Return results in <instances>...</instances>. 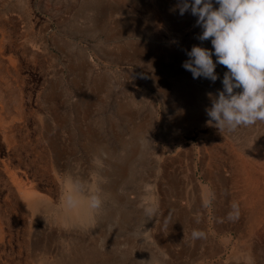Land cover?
<instances>
[{
    "label": "rangeland",
    "instance_id": "1",
    "mask_svg": "<svg viewBox=\"0 0 264 264\" xmlns=\"http://www.w3.org/2000/svg\"><path fill=\"white\" fill-rule=\"evenodd\" d=\"M122 2L123 16L98 0H0V17L20 16L0 22V264H59L76 240L119 264H217L239 229H258L240 234L246 251L264 242V122L232 133L207 124L227 69L217 65L213 83L182 67L194 44L212 47L196 17L174 11L178 0ZM70 171L88 192L111 193V220L60 210ZM25 195L52 208L33 212ZM93 231L110 235L106 246Z\"/></svg>",
    "mask_w": 264,
    "mask_h": 264
},
{
    "label": "clouds",
    "instance_id": "2",
    "mask_svg": "<svg viewBox=\"0 0 264 264\" xmlns=\"http://www.w3.org/2000/svg\"><path fill=\"white\" fill-rule=\"evenodd\" d=\"M189 12L201 29L200 41L210 39L211 48L194 44L186 50L182 63L192 77L216 82L217 65L226 66L222 89L208 93L211 106L206 108L207 124L220 132H235L264 122V0H178L174 11ZM215 56V60L213 57ZM103 197L88 192L75 176L66 177L60 210L73 216L95 214L102 209ZM235 208V205L233 206ZM193 240L205 238L203 230L191 232ZM254 264V259H249Z\"/></svg>",
    "mask_w": 264,
    "mask_h": 264
},
{
    "label": "bare ground",
    "instance_id": "3",
    "mask_svg": "<svg viewBox=\"0 0 264 264\" xmlns=\"http://www.w3.org/2000/svg\"><path fill=\"white\" fill-rule=\"evenodd\" d=\"M101 47V46H100ZM183 74V73H182ZM187 87V86H186ZM166 89V88H165ZM185 92V90H184ZM185 97H191L192 96V91L191 92H188L186 91V93L184 94ZM193 99V97H192ZM191 100V99H190ZM194 101V100H193ZM196 102V101H195ZM191 103V102H190ZM205 111V110H203ZM203 113L202 110L198 111V112H195L194 114H191L189 115L191 117V120H195V119H199L201 116H203L204 114H201ZM183 117L181 115H179V118L182 119V118H186L187 115L186 113H182ZM173 120V119H172ZM205 121V120H204ZM173 122V121H172ZM177 122V121H176ZM57 145V144H56ZM108 148V147H107ZM133 149V148H132ZM136 151V149H134ZM136 154V153H135ZM53 156V155H52ZM104 157V156H103ZM102 159V158H101ZM169 159V158H168ZM126 161V160H125ZM130 161V160H129ZM59 165V164H58ZM74 168V167H73ZM52 169V168H51ZM60 169V168H59ZM66 169V168H65ZM51 172V171H50ZM55 172V170H54ZM58 172V171H57ZM61 172V171H59ZM65 172V171H64ZM148 173V172H147ZM63 174V173H62ZM69 175H72L74 176V173L70 171ZM68 175V176H69ZM67 176V177H68ZM55 177V176H53ZM65 178V177H64ZM120 179V178H119ZM167 182V181H166ZM172 182V181H171ZM112 183V182H111ZM168 183V182H167ZM160 185V184H159ZM172 185V184H171ZM112 186V185H111ZM164 186V185H163ZM29 188V187H27ZM112 188V187H111ZM104 190H110L109 187H103ZM195 189V188H194ZM166 190V189H165ZM114 191V190H113ZM117 191V190H116ZM169 191V190H168ZM180 191V190H179ZM170 192V191H169ZM206 192H207V188L206 187H201V199H206L207 198V195H206ZM184 193V192H183ZM111 193H101L102 197H109L111 201H114V199H112V195L110 196ZM171 194V193H169ZM190 195V194H189ZM25 202L27 204L28 207H30V209L33 211V212H38L39 211V206H47L49 208H52V204H50L48 201H41V200H37L35 198H33L31 195H25ZM175 196V195H174ZM114 197V196H113ZM171 197V200H175L176 197H174L175 199H172V194L169 196ZM105 199V198H104ZM108 199V198H107ZM191 200V202H190ZM189 200L190 203H193L194 201V198L192 197L191 199ZM105 201V200H104ZM116 201V200H115ZM176 201V200H175ZM174 202V201H173ZM109 203V202H108ZM107 203V204H108ZM197 203V201H196ZM194 204V203H193ZM191 204V210H196L198 208V206L196 204H194L193 208H192V205ZM104 206V204H103ZM109 206V205H108ZM107 207V206H106ZM189 207V206H188ZM104 209V211H103ZM165 210V209H164ZM254 211V210H253ZM195 212V211H194ZM186 213H187V210H186ZM111 214V210L109 208L105 209L104 207H102V210H100V212H97L95 214H88V215H82V216H77V220L78 221H82L83 223L85 224H88L90 223L91 221H96L97 223H101V221H103L102 219L105 218L107 221L111 220L110 218L112 217H109L108 215ZM167 214V213H166ZM184 214V213H183ZM182 214V215H183ZM191 214V213H190ZM189 215V214H188ZM90 216H92L91 218H89ZM108 216V217H107ZM114 216V215H113ZM118 216V215H117ZM17 217V216H16ZM123 218V220L125 219V215L122 214L121 216ZM173 217V216H172ZM190 217V216H189ZM184 218V217H183ZM121 219V218H120ZM76 220V219H75ZM91 220V221H90ZM170 220H168L169 222ZM105 222V221H104ZM171 222V221H170ZM174 224H177L180 226V229H183L184 230V227L182 226L184 222H182V219L180 217V219H175L173 220ZM189 222V221H188ZM64 223L67 224V222L64 221ZM72 223V222H71ZM166 223V221H165ZM70 224V223H68ZM74 224V223H72ZM102 223L99 225L101 226ZM164 225V224H163ZM74 226V225H73ZM84 226V225H83ZM95 226V225H94ZM98 226V225H97ZM76 228V227H75ZM168 228V227H167ZM163 229V228H162ZM186 229V228H185ZM80 230V229H79ZM96 230V229H95ZM161 230V229H160ZM169 230V229H168ZM182 231V230H181ZM118 232V231H117ZM158 233V231H157ZM160 233V232H159ZM94 238L93 240L96 241V242H104L105 246H106V243L109 239H107L106 236H108L110 238V235L107 233L105 234L104 232L101 231V234L100 232H97V231H93L92 232ZM168 234V233H167ZM169 235V234H168ZM180 235V234H179ZM74 237V236H73ZM163 238V237H162ZM166 238V237H165ZM76 239V238H75ZM186 239V238H185ZM159 240V239H158ZM163 240V239H162ZM182 240V239H181ZM77 241V240H76ZM72 241V245H73V251H75L74 253H70L68 255H60V257L57 256L58 258V261H59V264H119L120 263V260L119 261H114L115 258H110V257H103V258H99L97 256L98 252H96V249L94 246H91L90 248H87L86 250V247H84L86 244V242L84 243L82 240L80 241ZM185 241V240H184ZM164 242V241H163ZM159 243V242H158ZM91 244V243H89ZM94 244V243H93ZM160 244V243H159ZM195 251V250H194ZM88 256V257H87ZM91 259V260H90ZM128 259V258H127ZM140 259V258H139ZM56 260V259H55ZM137 262V261H136ZM58 263V262H57ZM153 263V262H152ZM122 264V263H121Z\"/></svg>",
    "mask_w": 264,
    "mask_h": 264
},
{
    "label": "crops",
    "instance_id": "4",
    "mask_svg": "<svg viewBox=\"0 0 264 264\" xmlns=\"http://www.w3.org/2000/svg\"><path fill=\"white\" fill-rule=\"evenodd\" d=\"M100 1L99 10L100 11H106V10H112V9H120L121 15H127L128 6L127 3L123 6L122 0H98ZM100 13V12H99ZM3 20H18L20 19V16L16 12L9 11L4 16L0 17ZM24 25L21 24V28H23ZM246 228V229H239V231H235L239 236L236 237V240H234L233 243V249L230 250V253H227L225 256V260L222 262H219L217 264H249V259H254V264H264V242L254 241V245H249L248 251H246V247H248V239L246 237H242V234L246 233H257L258 229ZM241 234V235H240ZM215 242V238L212 239ZM216 243V248L218 251L220 250V247L223 246V248L228 247V242L226 241L225 237H221L220 240ZM244 243V244H243ZM246 246V247H245ZM222 248V247H221ZM202 255L207 256L208 254H205V251L203 248L201 249Z\"/></svg>",
    "mask_w": 264,
    "mask_h": 264
}]
</instances>
